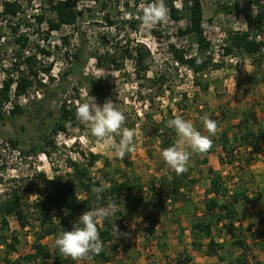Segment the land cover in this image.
<instances>
[{
	"label": "rangeland",
	"instance_id": "1",
	"mask_svg": "<svg viewBox=\"0 0 264 264\" xmlns=\"http://www.w3.org/2000/svg\"><path fill=\"white\" fill-rule=\"evenodd\" d=\"M20 1L24 6L25 19L29 23L24 24L20 32L30 34L31 37L25 53L39 54L41 66L46 69L50 68V75L43 71L45 73L42 75L43 84L35 82L28 89L32 93L35 89L39 90L40 97L37 96V98L19 105L22 109L20 113L9 116L3 114L4 118H0V178L2 179L0 198L4 199V193L16 194L22 203L31 205L38 198V190L43 188V175L64 180L73 172L69 166V160L84 161L81 152H93L100 155L92 167L95 177L100 176L109 180V183H112L111 179L122 180L140 177V181L145 185L142 193L146 201L145 205L137 210L122 208V215L117 216L114 240L102 243L103 249L112 255L111 262L127 264L135 256L138 258V247H142L149 257L156 256L154 251H157V248L171 246V241H176V238L183 241L189 239L186 242L191 245L194 238L193 232L190 230L187 235L185 233L186 236H180L179 225L184 223L186 228L191 229L192 224L199 218H205L204 215L199 216L197 212L201 213L205 210L207 166H203V161L206 159H203L199 154H193L190 157L188 165L194 167L190 172L192 176L198 178V182L192 189H183L188 195V204L181 201L170 203L172 208L169 209L167 194L163 195L161 202L148 201V196L151 195L154 188H157L158 191L161 190V187L156 185L152 188V184L159 183L162 168L166 165L160 155L163 149L160 146L159 138L153 135V125H151L148 116L152 115L157 122H160L163 112L170 108L173 110L174 116L179 115L185 120L192 121L199 131L206 133L201 123V117L207 115L211 119L213 117V120L217 122L216 116L220 114L221 110L228 112L232 109V105L244 108L250 102L248 99L246 100L249 93L254 92L255 98L256 95H261L264 84L252 87V83L246 77L253 70L256 73L262 72L264 75V57L261 68L257 69L252 57H245L246 55H242L238 51L229 54H226L225 51L229 33L244 30L247 27L244 11L256 12V6L251 2L253 0H203L205 31L212 41L210 53L216 62L221 64L220 67L210 69L200 78V81L208 82L211 86L207 91L194 83L192 71L181 66L176 68V65L174 68L172 63L168 47L169 41L185 46L191 53L197 49L193 35L179 36L177 34L178 28L184 27L188 20L187 11L179 1L177 5L182 11V20H172L166 7L167 16L163 22L149 28H141L139 21L142 16V5L146 6L152 3V0H100V2L79 0L78 4L85 10V13L78 22V26L65 25L60 30L51 31L48 37L47 22L37 25L31 15L44 11L47 16H51L49 0ZM102 2H106L107 5L103 7ZM107 13L115 20L114 26L107 22L105 18ZM135 20H139L135 26L130 24V21ZM152 29L159 31L160 38L154 36ZM0 31L3 34L0 42V82L2 81L3 84L9 71H12V61L17 58L18 46L14 42L8 20L1 16ZM260 39H264V32L260 33ZM138 42L149 48L154 57V62L146 78H152L157 72L166 74L167 81L164 92L160 95L158 94L160 90L158 84L136 77L135 63L127 56L129 50L133 49ZM40 47L49 51L50 55L40 53ZM76 51H79V59L73 57ZM262 53L264 56V48ZM97 55L105 56L101 65L97 62ZM22 67L25 68L24 65ZM13 73L15 75L12 74V76L17 78L18 72ZM47 76L49 77L47 78ZM85 77L96 79L97 85L103 89L102 97L99 98L90 93V83ZM14 85L17 90V83L14 82ZM236 90L242 96L244 94L241 98L245 99L244 104L235 99ZM91 96L95 97L96 103L100 106L111 99L115 107L124 113L126 120L123 127L136 131L135 152L126 155L122 160L116 158L105 146L96 142L88 128L80 121L78 126L69 127L67 132L55 134L52 131L64 101L70 109L71 101L76 104L78 101L83 103L86 99L90 100ZM247 101L249 102L246 103ZM45 136L53 140L54 147L47 144ZM10 139L17 141L16 145H13ZM115 139L118 141L119 136H116ZM31 147H36L38 150L47 149L51 155H47L42 150L39 151V154H23V151ZM242 154L240 158L250 159L251 164L240 166L224 163L220 157L216 156L218 162L215 163V170L222 174L226 186L231 185L230 189L239 188L246 189V191L248 189V195L254 199L249 207L253 208L260 202L255 199L253 194L257 191L264 192L261 189L258 190L264 186V180L261 179V176L264 175V157L254 153L247 154L244 151ZM126 158L131 162V165L126 162ZM212 161L210 158V165H212ZM260 183L263 185L261 186ZM77 191L80 196L85 195L82 190ZM149 215L154 218L152 225L149 223ZM263 216L264 210L260 208L253 218V222L257 221V223L252 225H260V217ZM9 221L7 235L10 237L12 233H15L19 239L17 251L10 255L11 258H17L33 251L32 245L39 228L37 226L22 228L15 216H10ZM250 221L245 222V226L242 225V222L238 224L242 225L243 229L232 233V237H229L230 233L223 224L214 228V235L218 239L222 238V242L225 241L223 250L220 252L227 255L229 261L227 260L223 264H231L230 261L240 255L239 248L230 243L235 237L237 239V236L245 241L246 238L248 239L246 242L252 249L250 263L264 264V250L251 236L250 225L253 222ZM55 239V236H49L42 240L52 253L57 251L54 244ZM197 239H200L201 244L208 240L204 236ZM177 242L179 244V241ZM113 244L120 246L117 251L119 252L118 257H116L117 252L112 249ZM4 251L2 245L0 247V262L3 261ZM189 254L188 252L182 253L181 258L177 257L176 259H187ZM195 256L202 258L191 264L220 263L216 257H208L201 252L196 254L191 252L190 258L193 259ZM90 260L92 264H101L97 257H90ZM35 263L40 264L41 262L36 261ZM76 264H79L78 261Z\"/></svg>",
	"mask_w": 264,
	"mask_h": 264
},
{
	"label": "trees",
	"instance_id": "2",
	"mask_svg": "<svg viewBox=\"0 0 264 264\" xmlns=\"http://www.w3.org/2000/svg\"><path fill=\"white\" fill-rule=\"evenodd\" d=\"M95 1L100 2V0ZM178 1L181 2L184 10L187 11L188 20L184 27L178 28L177 34L179 36L193 35L197 49L194 53H191L185 46L169 41L168 47L171 53L172 63L174 64V68L176 65V68L181 66L190 69L194 73V83L207 91L210 87L209 83L200 81V78L210 69L218 68L221 64L217 63L214 56L210 53L212 41L205 31L203 0H164L170 18L175 21L183 19L182 11L177 5ZM78 2L79 0H49L51 16H47L42 11L41 13H34L31 17L35 19L37 25L47 22L48 37L51 31L60 30L65 25L78 26V22L83 18L85 13V10L79 6ZM251 2L256 6V12L244 11L243 15L247 27L244 30L229 33L225 51L226 54L238 51L242 55L252 57L255 62V67L260 69L262 58L264 57L262 56L264 39H258L257 35L264 32V0H253ZM0 5V16L8 20L15 40L14 42L18 46L17 58L12 61V71H9L3 81V85L0 87V118H4L1 107L3 102L9 99L8 93L12 84L14 82L17 83V95L24 94L35 82L43 84L40 74L44 71L50 75V68L46 69L41 66V60L38 58L37 53H25L31 37L30 34L20 32L24 24H29L23 14V3L20 0H1ZM106 5V2H102L103 7ZM105 18L111 26L115 25V20L111 18L109 13H107ZM138 21H130V24L135 26ZM139 22H141V19ZM152 33L157 38L161 36L156 29H152ZM2 38L3 34L0 31V42ZM39 50L40 53L50 55V52L46 51L43 47H40ZM127 56L135 63L136 77L158 84L160 89L158 94H162L167 81L166 74L157 72L152 78H146L154 62L152 51L143 45V43L138 42L133 49L129 50ZM73 57L79 59V51H76ZM96 58L99 65L105 60L104 55H97ZM22 64L25 68L22 67ZM13 72H18L17 78L12 76L14 74ZM85 78L90 83V93L96 97H102L103 89L97 85L96 79L91 77ZM247 79L250 83L252 82L251 78ZM64 102L60 107L59 118L52 127V131L55 134L67 132L69 127H76L80 123L75 116L76 103L71 101L72 106L69 109L67 103ZM21 110V107L17 104L11 115L20 113ZM229 116V111L221 110L220 114L216 116L217 122H223ZM148 117L151 120V125H153V135L159 138L161 148L165 149L172 146L176 139V133L174 129L166 127V122L174 118L173 110L167 108V111L163 112L160 122H157L152 115ZM247 120L248 117H245L242 121L247 124ZM240 132L242 133L239 136L235 134L233 137H230L227 131L222 132L220 141L225 152L220 157L222 162L234 164L239 160L246 165L251 164L250 159L243 160L240 158V155H243L242 148L247 149L251 147L252 149H257L260 143V136L251 129ZM44 138L47 144H51L54 147L52 139L48 136ZM10 141L13 145L17 143V141L15 142L12 139ZM41 150L47 155H51L49 150H38L36 147H31L23 151V154H39ZM81 156L84 158V161L80 159L69 160V166L73 169V172L66 179L62 180L57 177L49 178L43 175V188L38 190V198L31 205L22 203L16 194L4 193V199L0 198V247L3 245L5 250L3 261L0 264H36V261H40V264H76L77 261H73L70 257H65L58 249L56 253H52L51 249L42 240L49 236H55L57 238L61 232L71 231L73 222L86 210L107 207L110 202H113L115 204V212L98 224L102 243L112 242L114 240V232L117 230V216L122 215V208L126 210H137L139 207L145 205L146 201L142 195L145 185L140 181V177L122 180L111 179L112 183H109V180L103 179L100 176L95 177L92 173V167L98 161L100 155L82 151ZM125 160L131 165V162L127 158ZM200 162L202 161L200 160ZM162 169L159 183L154 182L152 184V188H154L153 186L158 183L161 190L158 191L157 188H154L147 200L150 202L154 200L161 202L163 195L167 194L172 203L181 201L188 204L189 198L184 190L192 189L198 182V178L192 176L190 172L194 167L188 165L187 171L180 175H177L166 165ZM209 173L212 179L205 199V218L197 220L192 224V232L194 235L193 244L201 245L200 242H196L200 235L209 238L206 254L209 256H217L219 262L223 263L228 259L227 255L220 253L225 241H216L213 237V230L220 226L221 223L230 235L235 231L243 229L242 225L236 224V220H239V218L236 215L235 205L241 200L246 202L252 201L248 195V189L246 191V189L236 188L230 193L220 172L210 167ZM1 180L0 178V182ZM102 184L105 187V191L98 197L91 189L93 186L99 187ZM79 189L84 192L85 195L83 197L78 194L77 190ZM10 216H15L22 228L28 226H37L39 228L32 245L33 251L20 255L17 258H11L10 256L13 252L17 251V245L19 243V239L15 233L10 235L11 238L7 235V230L10 226ZM149 219V223L152 225L154 218L150 217ZM119 225L121 226V223ZM252 237L254 239L257 238L255 242L264 250V229L260 235H252ZM230 243L241 249L240 255L232 259L230 261L231 264H251L250 253L252 249L247 242L241 239L240 236H237V239L235 237ZM119 247L118 244H113L112 249L117 252ZM88 257H97L99 259L98 262L100 261L101 264L112 260V255L108 254L103 247L98 255L90 254ZM182 261L189 262L191 258L187 256V259H183Z\"/></svg>",
	"mask_w": 264,
	"mask_h": 264
},
{
	"label": "clouds",
	"instance_id": "3",
	"mask_svg": "<svg viewBox=\"0 0 264 264\" xmlns=\"http://www.w3.org/2000/svg\"><path fill=\"white\" fill-rule=\"evenodd\" d=\"M167 8L164 0H153L152 3L142 5L141 28H149L166 19ZM76 119L84 124L98 144L105 146L116 158L124 159L126 155L135 152V129L123 127L126 117L115 107L111 99L102 106L96 103L95 97L76 104ZM201 123L207 134L199 131L192 121L185 120L179 115L167 120L166 127L174 129L176 139L172 146L163 149L160 153L166 166L177 175L187 171L190 157L193 154L208 152L218 131L217 122L207 115L201 117ZM119 136V140L115 139ZM91 191L98 197L105 191L102 184L93 186ZM115 204L110 202L107 207H98L86 210L73 222L71 231L61 232L54 244L59 252L73 261H80L90 254H99L102 251L98 224L112 215Z\"/></svg>",
	"mask_w": 264,
	"mask_h": 264
},
{
	"label": "crops",
	"instance_id": "4",
	"mask_svg": "<svg viewBox=\"0 0 264 264\" xmlns=\"http://www.w3.org/2000/svg\"><path fill=\"white\" fill-rule=\"evenodd\" d=\"M252 66H254V65H252ZM247 78L252 79V82H251L252 87L264 84V75L262 72L256 73V71H254V70L250 71L248 73L246 79ZM249 85H248V87H249ZM210 87H209V89H210ZM258 87H260V86H258ZM262 89L263 90L260 93L261 95H256V98L253 94L254 92L248 94V96H247L248 98H246V100L248 99L250 102L247 101L246 103H248V102L249 103L246 104L244 106V108L238 107V106L234 107L232 105V109L229 110V115H230L229 118L223 122L218 123L217 134L214 137H212L213 145H212L211 149L204 154H199L203 157V159H206L203 162V166H207V172L205 173V175L207 177L206 183H205V186H207V190L210 187L211 179H212V176L209 173V168L212 167L215 169L216 168L215 163L218 162V159L216 156H218V158H219V157H221V155H224V153H225L223 151V148L221 146V141H220V137H221V134L223 131H227L229 136L233 137V135H235V134H237L239 136L240 133H242L240 131H245L247 129L253 130L254 132H256L260 136V140H259L260 143H259L258 148L257 149H252L251 147H249L247 149L242 148V151L247 152V154L254 153V154H257L261 157H264V88H262ZM252 90H254V89H252ZM243 96H244V94H243ZM243 96L239 93L238 90H236L235 99L244 104L245 99H241V98H243ZM245 117H248V120H247L248 123L247 124H246V122L244 123L242 121ZM204 134H207V133H204ZM210 158L213 160L212 165H210ZM198 174H200V173H198ZM261 179L264 180V175L261 176ZM207 181H208V183H207ZM260 185L262 186L263 183H260ZM263 187L258 188V190L261 189L262 191H264ZM203 190H205V189H203ZM207 190H205V194L207 193ZM249 196L251 198V201H253L254 200V199H252L253 197L251 195H249ZM253 196L255 197L256 200L260 201L259 205L251 208V207H249L251 202H246L244 200H241L239 203H237L235 205L236 211H237L236 215L239 218V220H237V222H236L237 225L242 222V225L245 226V222H248L249 220H251L253 222V218L256 216L257 211L259 212L260 208H263V210H264V192H258L257 191L253 194ZM260 206H262V207H260ZM197 214L202 217L205 214V210H203V212H201V213L197 212ZM263 217H260L261 218L259 221L260 225H256V226L252 225L254 223H257V221L251 223L250 231L252 232V235H258L264 229V218ZM202 218H199V220ZM179 226H180L179 229H181V232L179 233L180 236H182V235L186 236L190 230L192 231V226H191V229L186 228L184 223H182ZM185 233H186V235H185ZM199 237H201V235ZM213 237L216 241L222 242V238L218 239L214 235V230H213ZM229 237H231V235ZM176 239L177 240L174 242L171 241L173 243V244L171 243V246H168V247H165L162 249L157 248V251H154L156 256H153V257L152 256L149 257L148 253L144 252L142 247H138L137 252L139 254V257L135 258L136 257L135 256L134 259L132 258L133 260L129 261L127 264H191L193 261L197 262L202 257L195 256L189 262H183L182 261L183 259L181 260V259H176V258L182 256L181 254L186 253V252H188V254L189 253L191 254V252H192V254H194V253L196 254L197 252L198 253L201 252L202 254L207 255L206 252L208 249L207 246H208L209 238H207L208 240L206 243L204 241V244H201V245L200 244L194 245L193 242L191 245H189L186 242L189 239H187L185 241L179 240V238H176ZM181 239H183V238H181ZM255 239H257V238H255ZM255 239H254V241H255ZM199 240H196V242H199ZM247 240L248 239L246 238V241ZM138 241H139V239H138ZM177 241H179V244H177L178 243ZM221 250H223V249H221ZM239 250L241 253L240 248H239ZM190 254H189V257H190ZM221 254H223V253H221ZM118 255H119V252L116 253V257H118ZM207 256L213 257V258L216 257L218 259L217 256H213V255L212 256L207 255ZM227 260L229 261V258ZM227 260L225 262H227ZM225 262H223V263H225ZM223 263H218V264H223ZM105 264H122V263H114V262L108 261Z\"/></svg>",
	"mask_w": 264,
	"mask_h": 264
},
{
	"label": "built area",
	"instance_id": "5",
	"mask_svg": "<svg viewBox=\"0 0 264 264\" xmlns=\"http://www.w3.org/2000/svg\"><path fill=\"white\" fill-rule=\"evenodd\" d=\"M257 38L260 39V35H257ZM245 57H248L249 58V56H245ZM38 58H40L39 57V54H38ZM44 74L45 73L43 71L40 74V78L42 80L44 79V78H42V75H44ZM47 78H48V76H47ZM3 79H4V76L2 77V80ZM1 82H0V87L3 85ZM43 82H44V80H43ZM30 92H31L30 90H27L26 93L17 95L16 86L13 83L12 86H11V89H10V91L8 93L9 94V99L3 102L2 107H1V112L5 116H9V115H11L12 111L14 110V108H15V106L17 104L18 105H23L24 103L28 102L30 99H35V98H37V96L40 97V91L39 90H36L35 89L34 90L35 93L34 92L33 93L32 92L30 93ZM238 161H236L234 164L240 165V166H243L244 165V163H242L240 161L238 162ZM156 186H159V184L157 183ZM228 188H229V192L232 193L233 192V189H230L231 188V185H229ZM167 203H169L168 204V208L171 209L172 208V204H170V203H172V201H171V199L169 197H168ZM78 263L79 264H92L91 263V260H90V257L84 258V259L78 261Z\"/></svg>",
	"mask_w": 264,
	"mask_h": 264
}]
</instances>
